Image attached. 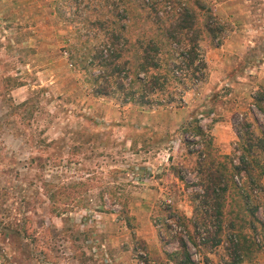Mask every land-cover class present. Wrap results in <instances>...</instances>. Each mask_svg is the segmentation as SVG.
Returning a JSON list of instances; mask_svg holds the SVG:
<instances>
[{
  "label": "rangeland",
  "instance_id": "1",
  "mask_svg": "<svg viewBox=\"0 0 264 264\" xmlns=\"http://www.w3.org/2000/svg\"><path fill=\"white\" fill-rule=\"evenodd\" d=\"M68 1L0 0V264H177L180 242L186 264H224L234 234L259 243L239 264H264V229L237 225L245 212L264 226V173L244 204L235 189L225 194L234 231L222 222L218 245L205 241L212 221L193 227L204 141L190 124L233 165L246 134L264 139V0H202L198 20L215 29L198 41L204 78L172 82L174 101L151 109L79 87L62 53L82 29ZM125 25L150 32L137 15ZM253 156L264 165L261 147ZM77 181L89 185L79 198L50 197Z\"/></svg>",
  "mask_w": 264,
  "mask_h": 264
},
{
  "label": "trees",
  "instance_id": "2",
  "mask_svg": "<svg viewBox=\"0 0 264 264\" xmlns=\"http://www.w3.org/2000/svg\"><path fill=\"white\" fill-rule=\"evenodd\" d=\"M70 1L74 8L69 19L78 18L82 29L78 42L65 43L62 53L66 66L71 73L77 74L76 82L87 95L112 97L118 105L131 104L139 109H151L174 101L177 90L170 85L172 82L191 83L204 78L206 65L199 52L198 41L203 33L214 38L215 29L207 20H198L199 13L204 11L202 0ZM136 15L145 20L149 33L145 34L143 30L127 34L125 23ZM163 46H166L165 54L162 52ZM260 99L257 98L256 102L264 116ZM190 124L194 135L204 141L202 149L197 152L202 193H194L197 202L193 205V219H196V212L200 216L193 221V227L212 221L213 231H203L207 232L205 241H209L212 247L220 242L222 222L227 224L228 230L234 231L229 218L231 215L227 209L224 210L225 194L235 191L243 203L246 193L253 186L262 190L260 179L264 165L254 158L253 152L260 150V147L264 150V139H252L250 134H246L242 142L241 160L233 165L229 160L227 163L222 160L227 158L226 155H221V160H215L210 154L212 146L206 128L202 129L195 121ZM240 172L244 178L238 186L232 177ZM88 187L84 181L74 182L68 187L55 186L50 197L57 203L63 198L64 204H68L72 199L79 198ZM53 209L57 215L65 210L57 204ZM237 216L240 220L238 228L247 227L255 233L260 226L263 231V224L251 213L246 215L244 212ZM123 217L129 224L130 216L124 214ZM174 220L179 223L181 219L176 217ZM234 235L235 239H230L229 260L224 264H239L241 257L251 250L259 251V243L246 245L244 235ZM256 237L258 241L261 239L259 234ZM179 247L184 258L177 264H186L188 259L183 242L179 243Z\"/></svg>",
  "mask_w": 264,
  "mask_h": 264
}]
</instances>
